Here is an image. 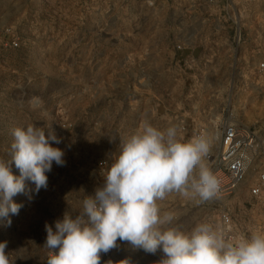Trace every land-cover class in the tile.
Segmentation results:
<instances>
[{"label": "rangeland", "instance_id": "obj_1", "mask_svg": "<svg viewBox=\"0 0 264 264\" xmlns=\"http://www.w3.org/2000/svg\"><path fill=\"white\" fill-rule=\"evenodd\" d=\"M239 1L246 34L241 67L255 69L264 64V0ZM88 4L0 0V158H11L13 129L32 124L46 135L49 127L54 130L62 142L52 146L64 151L65 161L62 167L53 163L46 173L48 187L38 194L25 180L33 199L14 196L13 202L23 205L19 214H10V226L0 220V243L7 242L5 253L13 264L45 263V224L55 231V222L66 212L73 218L79 215L83 200L94 197L104 184L100 165L105 163L108 171L120 141L145 119L159 130L174 126L176 116H184L189 125L194 119L206 123L209 113L222 109L215 97L225 99L233 87L247 106L235 102L229 111L259 132L258 164L264 169V72L175 75L168 72L166 34L153 26L154 16L140 7L128 14L108 10L99 1ZM12 41L18 48H11ZM190 135L191 130L184 141ZM11 171L20 175L14 162ZM247 182L233 196L202 203L170 193L157 201L160 214L174 213L166 227L188 232L197 223L215 222L225 206L233 214L235 238H248L264 232V211L248 193L252 174ZM120 246L121 260L130 264H159L164 258L162 250L146 253L126 241Z\"/></svg>", "mask_w": 264, "mask_h": 264}, {"label": "clouds", "instance_id": "obj_2", "mask_svg": "<svg viewBox=\"0 0 264 264\" xmlns=\"http://www.w3.org/2000/svg\"><path fill=\"white\" fill-rule=\"evenodd\" d=\"M10 159L0 158V220L11 225L22 204L13 197L24 194L30 180L38 194L47 189L53 163L64 166V151L53 144L62 141L54 130L29 124L12 131ZM210 141L204 135L184 141L176 126L159 130L149 120L120 141V151L104 175V184L95 196L83 200V209L75 218L65 213L55 222V231L45 224L46 264H100V253L117 247V241L155 254L162 250L159 264H264V232L248 238L230 239L208 222H200L190 231L166 227L174 213L160 214L157 201L170 193L197 199L198 203L217 197L221 182L204 158ZM15 163L20 175L11 171ZM199 169L198 175L194 174ZM7 242L0 243V264H13L5 253ZM122 264H130L122 260Z\"/></svg>", "mask_w": 264, "mask_h": 264}, {"label": "built area", "instance_id": "obj_3", "mask_svg": "<svg viewBox=\"0 0 264 264\" xmlns=\"http://www.w3.org/2000/svg\"><path fill=\"white\" fill-rule=\"evenodd\" d=\"M96 1L102 2L108 10L131 14L136 7H140L154 16L153 26L166 34L165 43L170 51L168 60L171 67L168 72L175 75L192 77L264 72V64L255 69L241 67V59L245 57L241 51L245 45L246 34L240 1L83 0L84 6L88 8L91 6L88 2ZM11 48H18L17 41L11 42ZM221 61H225L223 66ZM137 73L142 74L143 70L138 69ZM224 96L225 99H220V95L215 97L216 104L222 109L217 114L209 113L206 123L200 121L198 124L200 119H194L189 125L184 116H176L173 118L174 126L183 138H186L191 130L187 141L198 135H204L210 141L204 162L221 182L220 192L215 198L235 195L240 188L248 185L247 180L252 174L254 182L250 184L248 193L264 211V169L258 164L261 157L259 132L244 125L229 111V107L235 102L245 108L246 99H240L233 87ZM197 111L200 113V108ZM100 168V176H104L107 165L103 163ZM198 171L197 168L194 174L198 175ZM211 224L222 229L226 237L235 239L233 214L225 206L219 208L217 219ZM121 248L118 240L116 248L107 253L101 252L100 264H122ZM48 256L49 249L46 261Z\"/></svg>", "mask_w": 264, "mask_h": 264}, {"label": "crops", "instance_id": "obj_4", "mask_svg": "<svg viewBox=\"0 0 264 264\" xmlns=\"http://www.w3.org/2000/svg\"><path fill=\"white\" fill-rule=\"evenodd\" d=\"M197 123L200 124V120Z\"/></svg>", "mask_w": 264, "mask_h": 264}]
</instances>
